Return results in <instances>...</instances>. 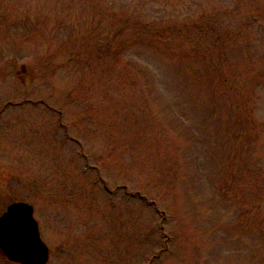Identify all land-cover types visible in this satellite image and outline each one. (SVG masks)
<instances>
[{
	"label": "rangeland",
	"instance_id": "1",
	"mask_svg": "<svg viewBox=\"0 0 264 264\" xmlns=\"http://www.w3.org/2000/svg\"><path fill=\"white\" fill-rule=\"evenodd\" d=\"M0 112L44 264H264V0H0Z\"/></svg>",
	"mask_w": 264,
	"mask_h": 264
},
{
	"label": "water",
	"instance_id": "2",
	"mask_svg": "<svg viewBox=\"0 0 264 264\" xmlns=\"http://www.w3.org/2000/svg\"><path fill=\"white\" fill-rule=\"evenodd\" d=\"M0 253L20 264H44L49 249L40 237L33 207L26 201L11 202L0 215Z\"/></svg>",
	"mask_w": 264,
	"mask_h": 264
},
{
	"label": "trees",
	"instance_id": "3",
	"mask_svg": "<svg viewBox=\"0 0 264 264\" xmlns=\"http://www.w3.org/2000/svg\"><path fill=\"white\" fill-rule=\"evenodd\" d=\"M152 37H154L155 39V41H163L164 39H162V37L160 36V33H159V31H155V33H154V36H152Z\"/></svg>",
	"mask_w": 264,
	"mask_h": 264
},
{
	"label": "flooded vegetation",
	"instance_id": "4",
	"mask_svg": "<svg viewBox=\"0 0 264 264\" xmlns=\"http://www.w3.org/2000/svg\"><path fill=\"white\" fill-rule=\"evenodd\" d=\"M1 113V112H0ZM1 130V129H0Z\"/></svg>",
	"mask_w": 264,
	"mask_h": 264
}]
</instances>
